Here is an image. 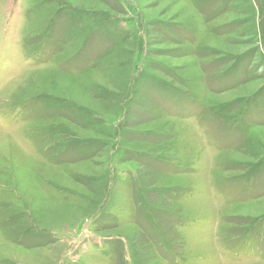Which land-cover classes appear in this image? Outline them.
Masks as SVG:
<instances>
[{
    "label": "rangeland",
    "instance_id": "374dc122",
    "mask_svg": "<svg viewBox=\"0 0 264 264\" xmlns=\"http://www.w3.org/2000/svg\"><path fill=\"white\" fill-rule=\"evenodd\" d=\"M0 133V264H264V0H0Z\"/></svg>",
    "mask_w": 264,
    "mask_h": 264
},
{
    "label": "bare ground",
    "instance_id": "6f19581e",
    "mask_svg": "<svg viewBox=\"0 0 264 264\" xmlns=\"http://www.w3.org/2000/svg\"><path fill=\"white\" fill-rule=\"evenodd\" d=\"M7 87H9V85H8ZM3 135H4V134L0 133V138H3V137H2ZM1 145H2V144H1Z\"/></svg>",
    "mask_w": 264,
    "mask_h": 264
}]
</instances>
